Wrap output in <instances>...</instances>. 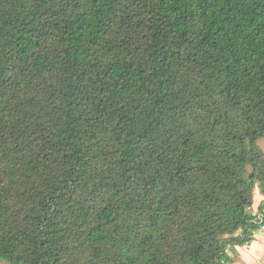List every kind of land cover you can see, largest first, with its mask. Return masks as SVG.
I'll use <instances>...</instances> for the list:
<instances>
[{
    "label": "trees",
    "instance_id": "obj_1",
    "mask_svg": "<svg viewBox=\"0 0 264 264\" xmlns=\"http://www.w3.org/2000/svg\"><path fill=\"white\" fill-rule=\"evenodd\" d=\"M264 0H0V264H230L264 227Z\"/></svg>",
    "mask_w": 264,
    "mask_h": 264
},
{
    "label": "rangeland",
    "instance_id": "obj_2",
    "mask_svg": "<svg viewBox=\"0 0 264 264\" xmlns=\"http://www.w3.org/2000/svg\"><path fill=\"white\" fill-rule=\"evenodd\" d=\"M259 146L261 147V149L264 151V138L259 140ZM264 199V194H262L261 189L259 187V183H257L253 189V203H252V207L251 209L254 212H257L258 210V206L261 203V201ZM258 213V212H257ZM254 240L249 244V242L247 244H245L242 248H244L245 251H241L242 253L246 254V259L251 260L254 257H251V255H254L257 253V251H259L261 254L264 255V227L262 229H260V231H257L254 233ZM260 256H257V258H259ZM237 260V255L235 256V260ZM256 261V260H255ZM257 262H255L254 264H256ZM261 263V260H260ZM4 264V263H2ZM231 264V263H230ZM237 264H248V263H240L239 261H237ZM259 264V263H257ZM261 264H264V262H262Z\"/></svg>",
    "mask_w": 264,
    "mask_h": 264
},
{
    "label": "crops",
    "instance_id": "obj_3",
    "mask_svg": "<svg viewBox=\"0 0 264 264\" xmlns=\"http://www.w3.org/2000/svg\"><path fill=\"white\" fill-rule=\"evenodd\" d=\"M260 231V230H259ZM254 236H255V234L253 235V239L251 240V242L254 240ZM251 242H249V244L251 243ZM241 247H243V246H237V260L236 261H234L233 263H231V264H237V261H239L240 263H248V264H254L255 262H257V263H259V264H261L262 262H264V255L263 254H261L259 251H257V253L254 255V253H253V255H251V257H254L255 256V258H253L252 259V261L251 260H248V259H246V254L245 253H242L241 251H245L244 250V248H242L241 249ZM257 256H260L259 258H257ZM256 260V261H255ZM260 260H261V263H260ZM256 263V264H257Z\"/></svg>",
    "mask_w": 264,
    "mask_h": 264
}]
</instances>
